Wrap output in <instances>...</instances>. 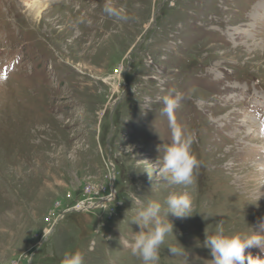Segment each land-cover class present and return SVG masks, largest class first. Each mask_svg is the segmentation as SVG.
<instances>
[{
    "label": "rangeland",
    "instance_id": "rangeland-1",
    "mask_svg": "<svg viewBox=\"0 0 264 264\" xmlns=\"http://www.w3.org/2000/svg\"><path fill=\"white\" fill-rule=\"evenodd\" d=\"M61 1L0 0V264H61L77 250L86 264H142L121 238L134 242L150 201L164 217L174 193L189 194L193 216L169 214L160 264H211L205 233L221 222L258 233L264 0H115L127 23L105 0ZM173 88L203 164L190 187L160 175ZM179 244L186 256H171Z\"/></svg>",
    "mask_w": 264,
    "mask_h": 264
},
{
    "label": "clouds",
    "instance_id": "clouds-1",
    "mask_svg": "<svg viewBox=\"0 0 264 264\" xmlns=\"http://www.w3.org/2000/svg\"><path fill=\"white\" fill-rule=\"evenodd\" d=\"M103 12L107 17L119 22L127 23L134 19L128 14L127 9L119 6L115 0H105ZM183 99L184 96L174 88L162 99L164 107L161 115L168 117L171 143L165 148L160 175L170 186L190 187L195 184L203 164L193 151L197 141L196 133L186 131L175 118ZM165 203L168 210L164 217L161 216L162 205L154 201H150L137 213L133 223L138 224L142 231L135 236L134 242L123 241V236L121 238L123 246L129 248L131 254L142 264H160L161 249L167 243L168 237L174 235V224L169 221V214L180 220L193 216V202L188 193H174ZM258 226L260 231L257 233L253 230L251 234L247 232L228 234L222 222L214 234L209 235L206 230L205 246L211 250L213 257L211 264H264V260L259 256L253 257L248 253L249 249L254 248L264 252V222H260ZM45 239H48L46 234ZM167 250L173 257L186 256L185 249L180 244L169 245ZM61 264H86L85 253L80 250L74 253L65 252Z\"/></svg>",
    "mask_w": 264,
    "mask_h": 264
},
{
    "label": "bare ground",
    "instance_id": "bare-ground-1",
    "mask_svg": "<svg viewBox=\"0 0 264 264\" xmlns=\"http://www.w3.org/2000/svg\"><path fill=\"white\" fill-rule=\"evenodd\" d=\"M37 1V8H38V11H41L42 9L44 10L46 7H47V5H49L51 2H52V0H36ZM61 2H64V0L63 1H61ZM71 2V1H70ZM82 4V3H81ZM99 4V3H98ZM77 5V4H76ZM69 6V5H68ZM82 6V5H81ZM85 6V5H84ZM100 6V5H99ZM102 7V6H101ZM81 9V8H80ZM103 16V15H102ZM104 17V16H103ZM74 21V20H73ZM120 24V23H119Z\"/></svg>",
    "mask_w": 264,
    "mask_h": 264
},
{
    "label": "built area",
    "instance_id": "built-area-1",
    "mask_svg": "<svg viewBox=\"0 0 264 264\" xmlns=\"http://www.w3.org/2000/svg\"><path fill=\"white\" fill-rule=\"evenodd\" d=\"M82 206H79V209L81 208Z\"/></svg>",
    "mask_w": 264,
    "mask_h": 264
},
{
    "label": "water",
    "instance_id": "water-1",
    "mask_svg": "<svg viewBox=\"0 0 264 264\" xmlns=\"http://www.w3.org/2000/svg\"><path fill=\"white\" fill-rule=\"evenodd\" d=\"M160 9V8H159ZM159 9H158V11H159Z\"/></svg>",
    "mask_w": 264,
    "mask_h": 264
}]
</instances>
